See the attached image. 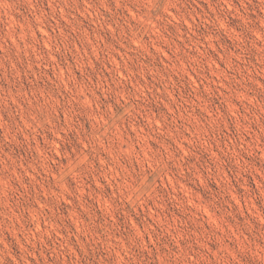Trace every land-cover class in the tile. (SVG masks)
Wrapping results in <instances>:
<instances>
[{"label": "rangeland", "instance_id": "rangeland-1", "mask_svg": "<svg viewBox=\"0 0 264 264\" xmlns=\"http://www.w3.org/2000/svg\"><path fill=\"white\" fill-rule=\"evenodd\" d=\"M0 264H264V0H0Z\"/></svg>", "mask_w": 264, "mask_h": 264}]
</instances>
